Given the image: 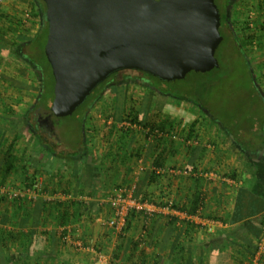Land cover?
I'll list each match as a JSON object with an SVG mask.
<instances>
[{"label":"crops","instance_id":"0c3cea01","mask_svg":"<svg viewBox=\"0 0 264 264\" xmlns=\"http://www.w3.org/2000/svg\"><path fill=\"white\" fill-rule=\"evenodd\" d=\"M32 1L34 0H29V3H33ZM262 3L264 5V0L254 1L253 8L260 11ZM24 4L23 2L22 5ZM242 10L241 3L237 4L234 14L229 18L231 27L234 33L236 31L238 44L247 50L246 53L249 55L251 64L262 70V74L259 73L256 79L259 84L260 82L264 84V32L260 39V30H257L259 24L260 27L261 24H264V18H261L262 23L259 20H252V24L249 25L250 19L257 17H248L250 13L242 16L240 15ZM1 11L15 18L20 10L10 3L7 10L2 9ZM260 13L264 15V11H260ZM2 22L4 24V21L0 19V24ZM12 27L14 28L12 35H6L5 31L0 30V44L11 43L15 37L17 39L21 35L20 32H23L18 26L12 25ZM251 34H254L253 38H248ZM250 40L251 42H249ZM19 41L16 40L17 43ZM257 44L261 46L259 51L255 50ZM249 47L253 48L249 49ZM0 59L3 61L4 57ZM23 83L28 88H22L19 93L10 96L4 93L5 88L9 86L10 91L18 89L15 88L16 81L9 80L2 83V87L5 84V88L0 90V127L2 129L0 147L3 149H7L15 137L20 139L16 144L17 151H23L26 147L33 145L28 141L30 136H24L25 128L28 132H31V128L29 122L25 123L27 121L25 115L28 112L24 111L27 101L23 100L27 98L26 94L31 96L32 90L30 81H23ZM123 88L122 95L129 96L131 88ZM124 97L123 101L127 102ZM111 98L113 99L114 96L111 95ZM170 99L166 100L161 112L155 113L154 110H151L149 117L167 120L168 124H172L174 127L170 128L168 125L166 133H175L177 138L161 135L159 129L149 130L142 126H134L135 124L126 120L116 121L114 119L116 105L114 106L113 102L105 111L87 112L84 142L74 140V142L69 141L66 144L58 143L60 146L58 149L72 152V157H55L51 153L44 156L42 154V158L38 156L40 164L37 181L41 187L50 191L56 190L54 196L47 194L42 196L55 197L64 203L69 202L68 204L73 203L71 208L73 210L77 208L76 211H80L82 214V220L70 227L75 231L69 232L67 235L68 244L62 250V253L73 254L71 264H93V261L95 264L114 263L112 262V252L119 244L118 235L102 221L111 215L107 200L111 191L116 187L135 188L134 193L137 196L149 200L171 197L181 206V211L186 214L185 219L182 218L180 222L178 221L180 224L177 223V229L172 233L175 238H172L167 247L169 251L167 250L166 258L171 257L169 252L174 245L183 241L184 223L188 221V215L194 214L190 211L191 201L199 193L205 197L201 211L202 217L210 219L211 216H220L229 219V223L224 224L218 221L220 224L217 225L215 232L210 234L205 233L204 229H198L194 233L192 244L184 241L181 243L182 248L185 249L189 244L201 247L203 244L209 243L208 240L212 237L214 238L217 234L237 224L239 222V220L237 222L238 213L243 216H248L251 212L257 213L256 215L264 214V151L245 154L235 143L233 136L221 129L217 122L206 117L205 113L174 107ZM172 102L174 103V100ZM171 106L172 109H169ZM10 120L12 124H10ZM195 121H198V124L194 128L192 124ZM17 122L18 124H16ZM126 122L127 124H125ZM20 124L24 125L23 129L16 132L22 127L19 126ZM129 124L131 125L128 126ZM71 143H74L75 147ZM43 149L45 146L38 147L40 151L38 153L41 154ZM259 188L260 190H258ZM256 206L258 210L255 209ZM155 220H157V226L154 240H151L152 243H158V239L160 241L164 234L166 219L158 216ZM140 225L139 220H134L121 247L122 259L126 258L131 241L141 228ZM82 236L86 238V241L91 242L85 241L86 244L94 247L96 244L106 246L107 250L101 251L107 256L106 262H99L97 256L90 252L85 253L87 257H83V254H74V251L71 252L73 248L75 249L72 238ZM255 241L260 245V250L255 255H259V264H264V228L260 240L255 239ZM145 247L154 254V245ZM200 249H198V253L202 255L203 252ZM89 253L93 255V261L90 263ZM190 255L186 256L187 261L190 259ZM84 258H88V260L83 261ZM169 260L166 259L165 263L168 264Z\"/></svg>","mask_w":264,"mask_h":264},{"label":"trees","instance_id":"16d2710c","mask_svg":"<svg viewBox=\"0 0 264 264\" xmlns=\"http://www.w3.org/2000/svg\"><path fill=\"white\" fill-rule=\"evenodd\" d=\"M32 2L33 3H30L31 17L32 19H38L37 21L40 23V28L37 33L34 35L27 34L28 31L33 28V26L29 24L23 28V33L17 38L23 43H17V39L15 38L7 45L0 44V55L7 56L9 53H12L18 57L27 59L38 74L41 75V87L30 85L32 91L39 92V98L32 105V110L25 115L27 120L25 122H29L33 135L31 141L33 145L26 147L23 151H17L16 144L20 139L19 137H15L7 149L0 147V264H71L73 254L70 252L62 253V250L65 245L68 244L67 235L69 232L75 231L70 227L77 223V221L82 220V214L80 211H76L77 208H74V210L71 208L73 203H64L55 197H51L54 196L56 190L50 191L43 186L40 187V189L35 187L38 182V168L40 164V158L38 156L41 157L42 154L44 156L45 154L51 153L55 157L70 158L73 155L72 152H68V150L58 149V137L54 139L47 136L38 128L37 123L33 122V119L37 116L35 111L41 113L42 116H49L54 126H57L55 118L58 117L51 111L54 98L55 79L51 65L45 54L48 22L43 18V12L46 9V5L43 0H34ZM219 10L221 14L220 32L223 36L220 45L223 41L227 42L229 40L232 48L234 47V50H236V59H240L241 62H244V65L240 67L237 74L239 78L243 76L248 78L249 82H251L248 87L251 89L250 96L254 100L252 114L244 112L242 115L236 116L234 114L229 115L227 111H224L222 115L217 116L215 112L208 107L209 105H206L198 98L195 89L190 88L191 86H186L187 82L184 78L167 81L138 69H121L111 73L104 81L94 88L83 104L76 110L81 108V113L86 116L88 109H90L94 102L100 99L104 94H110L114 96L113 99L110 97L111 100H114V103L116 102V106L114 107V119L116 121L126 120L137 126L148 128L149 130L159 129L161 132H166V127L168 125L170 128L174 126L168 124L167 120L149 117V112L151 110H154L155 113L161 112L164 102L169 98L183 102L191 101L194 103V110H203V112L207 114V117L217 122L224 131L233 136L235 143L239 145L242 152L245 154L249 152H263L264 95L258 88L255 69L251 64L249 55L238 44V40L235 38L236 36L234 37L235 33L229 20L230 13L228 12L227 4L224 5L223 12L220 7ZM260 11H264L263 3L261 4ZM6 16V13H1L0 19L3 20V17ZM256 17L254 21L259 20L261 22V18H259V16ZM16 22L18 23L17 20ZM20 25L21 23L19 22L18 28H20ZM222 26H224V29ZM263 29L264 24H261L260 28L257 27V30H260V39L263 37ZM253 36L254 34H251L248 38H253ZM249 42H251V40ZM218 50L219 47L215 54L216 57ZM224 58L226 57H222L220 60L217 58L219 64L212 70L222 68L226 73L232 72L231 61L228 58ZM256 69H259V67H256ZM195 72L204 73L201 71ZM129 79L138 81L144 88L145 93L143 97L137 99V103H135L136 100L132 101V99H129L132 103L126 111L123 105H120L123 95L121 88H119V83ZM16 84L21 88H28L23 82H18ZM153 102L155 103V107L152 105ZM85 106L87 108L83 109ZM124 111L126 112L124 113ZM230 120L232 121L228 123ZM197 122L198 121H195L192 124L194 128L195 125L198 124ZM83 123H85L84 119L80 123L82 142L85 140ZM247 130L248 133L246 132ZM1 131L2 129L0 127V133ZM244 132L247 134L245 135ZM42 146H45V149L39 154L38 147L41 148ZM2 188L5 190L2 191ZM8 190H14L19 193L18 195H14ZM33 190L35 194H33ZM258 190H260V188ZM45 194L51 195L50 198L42 196ZM260 197L262 198V196ZM204 199L205 197L200 193L196 198H193L190 211L195 214L199 207L203 208ZM174 202L175 206L181 210V206L175 200ZM255 209L258 210V207L256 206ZM256 214L255 212H251L250 215L243 216L238 213L237 222L238 220L239 222L237 224L217 234L214 238L212 237L208 240L209 243L201 244V247L195 245L190 246L189 244L185 249L184 247L182 248L181 243L184 241L192 244L194 233L198 229H204L205 233L210 234L203 226L187 221L184 223L183 241L175 244L171 252H169L171 253V257L169 256L166 258L167 247L172 238H175V235H172V233L177 229V218L175 217L169 220L163 217L166 219L164 225L165 230L163 229L164 234H162L160 241L159 239L157 240L158 243H152L151 240H154L157 226V220L155 219L158 216L154 217L153 220L155 221L152 223L153 225L149 228H145L146 231L142 233L141 228H144V221L146 218L142 212L132 210L127 220L126 234H118L119 244L112 252V262L115 264H164L166 259H170L168 264H249L257 251L260 250V245L255 239L260 240L261 232L264 228V214ZM209 218L215 221H221L224 224L229 223V219L227 220L220 216H211ZM134 220L140 221L141 228L136 237L132 239L131 247L126 258L122 259L121 247L129 234ZM78 238H81L84 242L86 241L84 236L72 238V240L74 241ZM151 245L155 247L154 254L145 247H150ZM95 248L97 251L107 250L102 244H96ZM199 248H201L200 250L203 252L202 255L198 253ZM75 249L79 252L81 251L78 250L76 246ZM81 252L86 253L85 251ZM199 252L201 253V251ZM189 255L191 257L187 261L186 256L189 257ZM136 257L137 260H135Z\"/></svg>","mask_w":264,"mask_h":264},{"label":"water","instance_id":"95a60500","mask_svg":"<svg viewBox=\"0 0 264 264\" xmlns=\"http://www.w3.org/2000/svg\"><path fill=\"white\" fill-rule=\"evenodd\" d=\"M43 1L56 117L73 114L121 69L173 81L219 64L215 54L223 36L215 0Z\"/></svg>","mask_w":264,"mask_h":264},{"label":"rangeland","instance_id":"374dc122","mask_svg":"<svg viewBox=\"0 0 264 264\" xmlns=\"http://www.w3.org/2000/svg\"><path fill=\"white\" fill-rule=\"evenodd\" d=\"M254 1H256V0H245L243 10L240 12V15L246 16L250 13L248 15V17L250 16V18L253 16H259V18H262V17L264 18V15L262 13H260L259 9H256L255 7L253 8V6H255ZM23 2L27 3V5H22ZM10 3L14 4V7L20 11H23L24 7H25L24 9L28 10V8H29L28 6H30L29 0L28 1H26V0H16V1L15 0H9L8 2H6L3 5L2 9L7 10V8L10 7ZM233 14H234V12H231L230 17ZM260 15H262V16H260ZM37 20L38 19L34 18V19H32V22H30V25H32L33 28L28 31V33H29V34L27 33L28 35H34L39 30L40 24ZM252 20H254V18H251V21ZM261 23H262V20H261ZM0 25H2L0 27V30L5 31L6 35L14 34L12 32L13 31L12 29H14V28L11 25L3 24V22ZM257 27L260 28V24ZM262 32H264V29L262 30ZM235 33H236V31H235ZM225 34H226V29H225ZM235 36H236V34H235ZM236 38H237V36H236ZM19 42L22 43L21 41H19ZM258 44H257V48L255 49L257 51L261 50V47ZM250 48H253V47H249V49ZM245 51H247V50L245 49ZM235 52H236V50H234V47L232 48L231 42H229V40H228L227 42L223 41V43L219 46V50L217 53V58L219 60L222 59V57H226L231 61L232 70H233L232 72L226 73L225 71H223L222 68H218L216 70H211V71L204 72V73L191 71V72L187 73L186 77L184 78V80L187 82L186 86H188V87L191 86L190 88L195 89L197 94H198V98L200 100H202L206 105H209L208 107L212 111H214L217 116L222 115V113L224 111H227L229 113V115L234 114L236 116H240L244 112H249L247 114H252V111L254 109L253 108L254 107L253 106L254 100L250 96V93H251L250 90L251 89H250V87H248L251 84V82H249L248 78H246V77H243V76L240 78L238 77L237 73H238L240 67H242L244 65V62H241L240 59H236L237 55ZM3 57H4L5 61L4 60L1 61V59H0V90L5 88V84L2 87V83L9 81V80L16 81V83H18V82L22 83L23 81H30L31 85H34L36 87H39V86L41 87V75L38 74V72L32 67V65L30 64V62H28L27 59L18 57L16 55H13L12 53H9L7 56L0 55V58H3ZM258 57H260V56L258 55ZM226 58H224V59H226ZM6 59H9V60L6 61ZM252 66L255 69V76L256 77H258L257 75L259 73L262 74L261 69H256V66H254V64ZM30 78H31V80H30ZM135 82H136V80L129 79L126 81H121L119 83V88H121L122 93H124L123 87H126L127 89L129 87L131 88L129 96H126V97L123 96L124 99L127 100V102L123 101V99L121 100L122 103L120 105L121 106L123 105L125 110L132 103L128 100V98L130 100L132 99V101L136 100L135 103H137V98L139 99V98L143 97V95L145 93L144 88L138 82H136V84H135ZM131 85H133V86H131ZM15 88H18V89L10 91V87L7 86L5 88V92H4V90H3V92L10 96L12 94L19 93L22 89L20 86H15ZM258 88L260 89V91L264 95V84H263V82H260V84L258 83ZM109 95L104 94L103 96H101V98L98 99L96 102H94V104L90 107V109H88L87 112L91 113L94 110H99V111L107 110L108 106H110L114 102V100H111V98H110L111 95L110 96ZM25 96L27 98H24L23 100L26 99L25 101H27L28 103L25 102L27 107L25 106L26 108H24L25 109L24 111L27 113V112L32 110L31 106L39 98V92L38 91H36V92L32 91L31 96H29L27 94ZM153 101H154V98H153ZM170 101L174 107L183 108V109H186L189 111L194 110V107H193L194 103L191 101H189V102L184 101L183 102L180 100H174V103L172 102L173 99H170ZM115 103H114V106H115ZM164 104H166V102H164ZM152 105H153V107H155L154 102ZM85 108H87V107L86 106L83 107V109H85ZM169 109H172V106ZM81 111L82 110L80 108L69 116L55 118V122H57V124H56L57 128H53L54 134L52 133L53 135L51 138H53V136H54V139H55V137H58L59 143H61V144H62V142H63V144H66V142H68V141L74 142V140L80 141L81 137H82V135H81L82 131L80 128L81 127L80 123L83 119H84V121L86 120V116H84L83 113H81ZM197 111H201V110L197 109ZM202 112H203V110H202ZM204 115H206V117H207V114H204ZM231 121L232 120L228 121V123ZM18 122L16 124H18ZM10 124H12L11 120H10ZM21 124H22V122H21ZM21 124L19 126H22V127L19 128L18 130H16V132L20 131V129L21 130L23 129L24 125H21ZM83 125H84V132H85L86 131L85 123H83ZM25 126H26V124H25ZM246 132L248 133V130ZM246 132H244L245 135L247 134ZM24 134H25L24 136H26V137L30 136L28 141L31 142L32 138H33L32 133L28 132L27 129L25 128ZM71 144H73L72 146H74V143H71ZM58 147H60V146H58ZM86 242L89 243L90 241H86ZM95 242H97V241H95ZM105 248H106V246H105ZM71 252H73L74 254L78 253L79 255L83 254V257H87L85 253H83L81 251L79 252L74 248L72 249ZM83 260L87 261L88 258H84ZM92 261H93V255L89 253V263ZM93 263H95V262L93 261ZM112 264H114V263H112Z\"/></svg>","mask_w":264,"mask_h":264},{"label":"built area","instance_id":"2783aa9c","mask_svg":"<svg viewBox=\"0 0 264 264\" xmlns=\"http://www.w3.org/2000/svg\"><path fill=\"white\" fill-rule=\"evenodd\" d=\"M8 1L9 0H0V14L2 13L1 10L3 5ZM24 5H27V3H25ZM28 7H29L28 10L24 9L25 8L24 7L23 11H19L15 18L11 17V15L7 13V16L3 17L4 24L7 25L12 24L13 26L16 25L18 26V23L20 22L21 23L20 28L22 29V31H24L23 28L29 25L30 22H32L31 4ZM16 20L18 21V23L16 22ZM251 24L252 22L250 21L249 25ZM22 33L23 32H20L19 34ZM125 124H127V122ZM130 125L131 124H129L128 126ZM134 126L137 125L135 124ZM160 134L164 136L168 135L171 138H177V134L175 133L160 132ZM195 142L197 144V141ZM185 172L187 173V170ZM35 187L40 189L41 187L40 183L37 182ZM1 190L4 191L5 189L2 188ZM134 191L135 188L128 189L126 187L120 186L113 189L108 197L107 203L109 204V207L111 209L110 210L111 215L106 219H104L102 222L117 235L126 234L127 220L132 210L142 212V214L146 218L144 221V228L143 227L141 228L142 233L146 231L145 228H149L152 226V221L155 216H162L169 220L174 219L176 217L177 223L180 222V219L182 218L185 219L186 214L175 206V202L173 198L164 197L161 199L149 200L142 196H137L134 193ZM11 193H13L14 195H18L19 192L12 190ZM33 194H35L34 190H33ZM202 209H203L202 207H199L197 213L188 215L187 220L203 226L209 233L215 232V229L217 225L220 224V222L208 218H203L201 215ZM73 244L74 246L77 247L78 250L95 254L99 262L105 261L107 257L104 252L97 251L94 246L86 244L81 238L75 239L73 241ZM259 260L260 258L259 255L257 254L254 256V258L251 260V263L249 264H259Z\"/></svg>","mask_w":264,"mask_h":264},{"label":"flooded vegetation","instance_id":"af4514ba","mask_svg":"<svg viewBox=\"0 0 264 264\" xmlns=\"http://www.w3.org/2000/svg\"><path fill=\"white\" fill-rule=\"evenodd\" d=\"M217 5L222 9V12L224 10V5L227 4L228 7V12H234V9L236 7L237 4L241 3V7L244 6V0H215ZM222 28L224 29V26H222ZM235 37V35H234ZM236 38V37H235ZM138 82V81H136ZM36 112V117L33 119L34 123H37L38 128L43 131L47 136L52 137V135L54 134L53 128L54 125L52 124V119L49 116H42L41 113H39L38 111ZM53 133V134H52ZM54 138V136H53ZM57 138V137H55Z\"/></svg>","mask_w":264,"mask_h":264}]
</instances>
